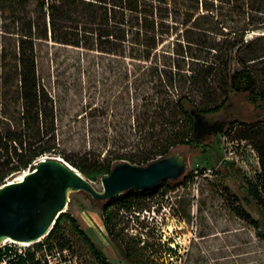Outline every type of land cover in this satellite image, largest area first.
Here are the masks:
<instances>
[{
    "label": "trees",
    "instance_id": "1",
    "mask_svg": "<svg viewBox=\"0 0 264 264\" xmlns=\"http://www.w3.org/2000/svg\"><path fill=\"white\" fill-rule=\"evenodd\" d=\"M43 43L137 63L134 70L126 68L124 78L126 90L141 98L138 152L101 160L92 159L91 151L81 162L61 150L54 99L40 74ZM263 77L264 0H0V186L45 156H62L91 180L120 162L146 165L180 146L206 156L220 141L205 144L195 136V114L228 113L238 95L264 108ZM227 121L225 135L236 129L258 154L255 181L233 162L222 159L221 164L240 178V199L250 211L239 207L238 215L264 235V120ZM162 184L106 200L86 193L100 210L112 244L130 264L154 263L146 254L154 244L139 246L143 241L130 234L128 216L143 209ZM65 217L102 264H113L71 214H61L49 232V251L71 248L60 226ZM36 259L29 252L26 264H41Z\"/></svg>",
    "mask_w": 264,
    "mask_h": 264
},
{
    "label": "rangeland",
    "instance_id": "2",
    "mask_svg": "<svg viewBox=\"0 0 264 264\" xmlns=\"http://www.w3.org/2000/svg\"><path fill=\"white\" fill-rule=\"evenodd\" d=\"M38 52L40 74L55 103L61 150L81 162L91 151L92 159L101 160L138 152L142 143L137 122L141 98L134 89L126 90L124 78L126 68L134 70L137 63L53 43L41 44ZM233 102L228 113L222 111L206 119L264 120V108L250 105L245 95H238ZM228 125L227 121L224 131ZM224 131L202 138L205 144L214 138L220 141L206 156H197L198 150L190 146L175 150L187 159L185 174L176 181H164L158 192L145 200L143 209L128 216L130 234L143 241L139 246L154 244V251L146 252L153 264H264V235L237 213L239 207L250 211L240 199V178L231 166L221 164L222 159L233 162L235 169L255 181L260 173L258 154L249 141L236 135V129L227 135ZM201 167L215 170L198 178L189 175ZM185 175L189 176L183 179ZM92 183L103 189L101 177ZM68 200L63 213L77 219L109 261L128 264L112 244L100 210L87 194L71 191ZM60 226L71 248H54L44 257L42 253L41 264H102L66 217ZM52 243L48 233L29 248L39 251Z\"/></svg>",
    "mask_w": 264,
    "mask_h": 264
},
{
    "label": "water",
    "instance_id": "3",
    "mask_svg": "<svg viewBox=\"0 0 264 264\" xmlns=\"http://www.w3.org/2000/svg\"><path fill=\"white\" fill-rule=\"evenodd\" d=\"M226 122H214L196 113L195 136L204 138L223 132ZM188 168L179 152L146 165L129 161L116 164L102 176V190L76 167L59 156H46L25 171L22 179L7 180L0 186V244L5 239L37 242L54 227L68 205L71 191H84L95 200L111 199L130 189L150 190L164 181H176Z\"/></svg>",
    "mask_w": 264,
    "mask_h": 264
},
{
    "label": "built area",
    "instance_id": "4",
    "mask_svg": "<svg viewBox=\"0 0 264 264\" xmlns=\"http://www.w3.org/2000/svg\"><path fill=\"white\" fill-rule=\"evenodd\" d=\"M46 157V156H45ZM42 157V158H45ZM41 158V159H42ZM215 169L210 167H205L202 169H194L193 170V176L195 178H198L200 176H206L212 173ZM39 242V241H37ZM36 243V242H34ZM30 245H22L18 242H5L3 241L0 244V264H26V257H28L29 252H35L37 255V259H41V261H44L41 254L44 253L48 255L49 251L47 246H43L44 248H41L39 251L36 249H30Z\"/></svg>",
    "mask_w": 264,
    "mask_h": 264
},
{
    "label": "bare ground",
    "instance_id": "5",
    "mask_svg": "<svg viewBox=\"0 0 264 264\" xmlns=\"http://www.w3.org/2000/svg\"><path fill=\"white\" fill-rule=\"evenodd\" d=\"M24 174H25V172H23V173H21V174H19V176L17 177V179H22L23 177H24ZM46 235H44V236H42V237H40L37 241H40L43 237H45ZM11 240V242H17V241H15V240H12V239H5L4 241L5 242H9ZM18 243H20V244H22V245H31V244H33L34 242H18Z\"/></svg>",
    "mask_w": 264,
    "mask_h": 264
},
{
    "label": "crops",
    "instance_id": "6",
    "mask_svg": "<svg viewBox=\"0 0 264 264\" xmlns=\"http://www.w3.org/2000/svg\"><path fill=\"white\" fill-rule=\"evenodd\" d=\"M127 261V260H126ZM128 262V261H127ZM128 264H130L129 262H128Z\"/></svg>",
    "mask_w": 264,
    "mask_h": 264
},
{
    "label": "flooded vegetation",
    "instance_id": "7",
    "mask_svg": "<svg viewBox=\"0 0 264 264\" xmlns=\"http://www.w3.org/2000/svg\"><path fill=\"white\" fill-rule=\"evenodd\" d=\"M225 122L227 123V120H225Z\"/></svg>",
    "mask_w": 264,
    "mask_h": 264
}]
</instances>
